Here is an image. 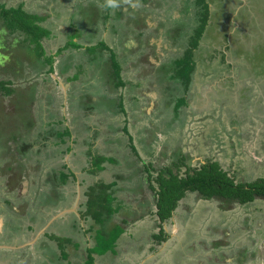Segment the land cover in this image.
I'll use <instances>...</instances> for the list:
<instances>
[{"label": "crops", "instance_id": "obj_1", "mask_svg": "<svg viewBox=\"0 0 264 264\" xmlns=\"http://www.w3.org/2000/svg\"><path fill=\"white\" fill-rule=\"evenodd\" d=\"M206 2L209 3V17L203 30V37L198 39V45L194 51L196 64L191 86L201 80L206 83L207 77L213 69L221 72L223 68L230 67L232 72L234 70V73L231 72L232 74H230L233 79L235 71L240 73V69H244L239 62L243 59L244 53L246 54L244 58L247 60H255L258 56L259 60H255L256 67L262 69L264 73V50L258 53V49L264 46V12L262 13L264 11V0H257L258 4H255L252 0H212L211 2L206 0ZM193 8L198 9L199 14L203 9L202 5L197 4L196 0L193 2L182 0L179 10H175L176 19L179 21L186 20L187 17L189 19ZM108 9L110 10V6H108ZM113 16L119 21H127L122 11L113 14ZM109 17L107 13L103 19L106 21V18ZM164 17L165 15L160 18L159 22L156 21V35L150 33L144 40L138 36V38L130 37L129 42H132L133 46L128 45L124 40L119 43L108 37L106 31L110 26L117 33L124 32L127 34L124 29L119 31L115 23L104 24L100 32L97 29L95 30L96 33L88 30L85 35L81 31V27L76 25L74 21L61 24L63 26L62 30L58 26L48 27L51 34L43 39V45L47 55L54 57V70L50 73L43 72L40 77H36L35 80L38 84L33 79V74L25 76V83H23L20 91L23 96H26L25 87L29 86L31 90L34 86L33 99L25 98V101L31 102L29 107H31V114L37 125L38 122L42 123L39 134H41V137L55 138L53 139V145L57 151L54 154L60 153L64 156V162L49 165L45 172L47 174L46 179L34 190L39 195L42 193L47 194V198H49V194H53L55 196L53 200H57V202L54 203L53 201L51 204L46 202L37 203L36 208L29 205L31 209L26 208V211L36 212L37 216L21 215L20 218L13 217V220L17 219V221H11L6 217L10 218L21 207L9 195L12 190L4 191V194L0 196V264H7L5 254L8 255L13 250L22 251V248L25 249V247H27L28 253L27 251L24 253L27 254L30 263L32 260L34 264H45L50 260V263L53 262L54 264H86L88 250L96 243L94 238L96 227L92 228L95 223L91 217L84 216L85 203L88 199L86 191L90 185L99 181L114 183L112 191L117 199L116 201L122 207L114 214L111 224H122L124 232L116 240L112 250L101 254L93 253L94 262L92 264H144L146 260L149 262L148 264H157L158 262L159 264L179 263L178 257L167 254L169 251L165 250L159 256L152 258L154 253L151 250L155 243L168 244L172 247L175 246L176 237L171 234L167 235L165 224L167 219L162 222V225L156 219L158 215L156 216L155 203H148V199L144 194L133 192L141 181L128 169L127 173L126 168L130 165L132 167L136 166L138 160L135 161L132 155L130 156L132 160L127 159L129 153L123 151V145L126 142L122 136L116 135L120 129L115 125L117 118L129 115L133 109L142 110L141 113H147L149 116L150 113H154L155 118H159V123L172 116L170 111H172V106L175 103L172 98L176 94L164 93L165 89L162 88V81L166 79V82L171 83L168 78L180 81L178 70L173 69L170 65H172L173 59L182 56V52L177 50L180 47L177 46L178 43L173 42L172 36L171 38L165 36L166 31L162 28H160V32L157 30L160 23H163V26L165 25L161 21ZM133 19H136L132 22L136 26L144 25V23L139 24L138 16ZM201 20L200 16L198 23L202 24ZM84 22L83 26H93L96 23L87 24L88 20ZM76 28L81 34L72 38ZM71 39L79 43V47L74 44L70 45ZM101 41L107 45L105 49L108 52L105 49L102 52L89 49ZM178 42L183 44L185 48L191 43L187 37L180 38ZM136 47L139 50L141 47H145L143 49L147 50L149 48L151 52L146 51V57L150 56L149 58L156 60L144 72H138L140 78L147 76L151 79V82L134 81L130 75L129 68L131 67L126 64L123 50L133 51ZM112 54H115L121 67L120 77L123 84L118 87L111 81L112 79L114 81L115 79L119 80L112 77L109 67L112 64ZM49 67L50 65L46 66V71ZM166 68L169 69L166 70ZM29 71L30 69L26 70V74ZM255 72L253 71L252 74H255ZM246 73L247 71L242 70L240 74H244L247 79ZM160 82L162 87L159 86L158 88ZM179 83L181 84V81ZM175 84L177 87L180 85ZM190 90L187 91V98L190 101L189 105H193V95ZM240 115L238 114V116ZM252 116L257 118L256 114H252ZM250 122L253 123L254 120ZM153 123L151 121V128L154 129L156 125L153 126ZM103 125L107 129L101 131L99 126ZM52 127H55L56 130H69L68 134L62 135L65 141L60 137L53 136V134L49 135L48 131ZM125 127L126 125L123 129ZM95 133H98V137L103 142L99 146L106 150L113 147L115 153L108 155L101 151L94 140L90 141L89 138H97V136H94ZM155 134L156 130H151L148 136H154ZM25 135L22 134L21 140H25ZM81 135L86 137L79 141ZM128 141H131V137ZM12 143H15V141L9 142L10 145ZM133 144L131 143L132 147L136 148L134 141ZM98 153L108 157L113 156L116 158V162L106 161L103 163L104 168L95 172L93 171V162L95 155ZM54 154L47 155L46 158L52 160ZM69 154L73 155L71 162H69ZM256 162H264V150L259 154V160ZM63 173L68 174L64 180L61 178ZM105 173L108 177L105 176ZM36 184L31 181L30 189ZM142 185L146 191L145 185L143 183ZM151 193L148 194L152 196ZM74 203H76L75 209L55 217V214L60 210L72 207ZM175 213L176 210L168 219L170 220ZM118 218L121 221H118ZM124 219L127 221L124 222ZM8 224L14 226L15 235L11 234L9 237L6 235ZM111 224L109 228L112 227ZM161 227H163L167 236L165 240H157L154 237L160 232ZM127 234H130L133 238H128ZM61 239L66 240L61 242ZM165 253L173 258L170 262H167L163 257ZM2 255L4 256L2 257ZM244 257L245 254L237 253L229 256L222 255L220 258L226 260V262H235L236 260L242 262ZM124 259H127V261H124Z\"/></svg>", "mask_w": 264, "mask_h": 264}, {"label": "rangeland", "instance_id": "obj_2", "mask_svg": "<svg viewBox=\"0 0 264 264\" xmlns=\"http://www.w3.org/2000/svg\"><path fill=\"white\" fill-rule=\"evenodd\" d=\"M163 1L165 6L162 7L160 5L159 8H156L149 6L155 4V2L144 4L142 0H0L7 7L23 5V8L29 12L47 15L48 18L41 22L46 27L58 26L62 30L63 26L61 24H67L73 19L76 25L81 27L83 35L87 34L88 30L96 33L95 30L97 29L100 32L104 24L115 23L119 31L124 29L127 34L124 32L117 33L110 26L106 31L108 37L119 43L124 40L130 46H133V43L129 42L130 37L138 36L144 40L150 33L156 35V21L159 22L162 16H166V19L164 17L165 21H163L164 24L170 23L171 20L177 18L174 10L177 5H180V0ZM188 1L193 2L195 0ZM209 1L211 2L212 0ZM90 4L95 5L103 16L108 13L110 17L106 18V21L104 19L98 20L93 26H83L85 22L84 18L81 17V11ZM108 6H110V10ZM136 8L139 9L136 10ZM116 10L118 12L122 11L127 21H119V19L115 18L113 14H118V12H115ZM137 15L140 17L139 24L144 23L143 26H136L132 23L136 19H130L132 22H129L128 19L130 17L136 18ZM91 22H94V19H91ZM184 24L186 27L193 25V17L192 20L188 19ZM164 35L171 37L166 32ZM9 37L13 38L14 36L10 35ZM136 42L138 43L137 40ZM143 48L141 47L140 49L144 51L143 53L137 47L133 51L123 50V52H125L124 59L127 66L131 67L129 72L132 79L141 83H148L151 82V79L147 76L140 78L138 72H144L156 60L149 58L150 56L146 57V51L148 53L151 51L149 48L148 50ZM263 48L264 46L258 49V53L263 52ZM105 51L108 52L106 49ZM245 55L244 53L243 59L239 62L244 68L240 69V73L242 70L244 72L247 71V79L244 74H240L237 71H235L236 76L234 75L232 79L230 74L234 73V70L232 72L230 67L223 68L221 72L213 69L209 77H207L206 83L201 80L191 86L190 93L193 95V105L182 108L181 114L184 116V122L173 129L167 130V132L156 130L157 133L154 136H148L151 130H155L160 120L157 117L155 118L154 113H150L149 116L147 113H141L142 110L139 111V109H133L129 115L116 119L115 125L120 129L116 135L122 136L126 142L123 145V151L129 153L127 159L132 160L134 156V160H138L136 166H127L126 172L127 169L133 172L136 175L135 177L145 185L147 193H151L150 183L157 188L156 176L158 169L172 164L176 159L175 153H177L178 149L181 150L182 155H186V160L191 165L209 159L217 161L236 181L250 182L259 177H264V162H256L259 160V154L264 150V73L262 69L260 70V68L256 67L255 60H259L258 56L255 60H247L244 58L246 57ZM0 68L3 69V66L0 65ZM253 71H256L255 74H252ZM3 73L4 71L0 73V79L4 78ZM168 80L171 83L166 82L165 79L163 85L168 84L173 87L176 86L175 83H179L174 78H168ZM17 83L23 85L25 79L23 78L22 81L16 82V85H19ZM159 86L162 87L161 82L158 84V88ZM182 90L183 88H180V91ZM35 112L37 113V110ZM238 114L241 115L238 116ZM252 114H256L257 118H253ZM251 120H254V122L251 123ZM151 121L154 122L153 126L156 125L154 129L151 128ZM124 125H126L127 129H123ZM256 125L257 127H255ZM41 126L42 123L38 122L35 129L36 132ZM52 128L56 130L55 127ZM99 128L101 131L107 129L104 125L99 126ZM94 136H97V138H89L90 141L94 140L97 146L102 145L103 142L98 137V133H95ZM85 137L84 135L79 136V141H82ZM130 137L131 141L129 142ZM53 139L55 138L41 137L39 141L43 144L40 146L35 145L37 143L30 142L28 144L30 146H28V149L30 150L26 154L32 156L29 161L31 167H35L38 161L41 163V166L37 168L39 169L36 172L38 175H35L31 180L37 184L29 190L30 195H35L34 190L40 181L45 178V172L49 165L64 162L62 154H54L57 150L53 145ZM0 141L5 142V137L0 138ZM133 141L136 148L131 145ZM99 148L108 155L115 153L113 147L107 150L101 146ZM51 154H54V158L48 160L46 156ZM69 155V162H71L73 155ZM131 155L132 157H130ZM6 161L7 166L2 169V172L8 171L9 174L11 173L9 184L19 183L22 180L24 191L27 188V177L24 178L23 175L26 169H24L21 162L14 163L13 153L9 154L6 160L0 159V166L6 165ZM149 164L152 169L155 167L150 172V178L147 173ZM34 169L36 170V168ZM26 173L29 176L32 170L31 173L29 170ZM16 175L18 178H16ZM105 176L108 177L106 173ZM5 181L4 178L0 177V196L4 194V190L7 187ZM20 192V189L14 190L9 195L17 203H20L26 199V197L23 199L15 197ZM48 200L49 198L45 199L43 195L40 203ZM19 206L21 207L20 210L15 212L21 217L23 212H27L26 205ZM114 219L116 220V217ZM119 219L117 220L121 221ZM156 219L160 222L159 217ZM13 221H17V219ZM165 224L167 235L171 234L176 237L175 246L171 247L168 244L155 243L151 250L154 253L152 258L159 256L165 250L169 251L167 254L178 257V264H264V198L259 197L246 204H225L217 198L203 200L199 198L197 192H189L186 197L180 200L176 213L170 220L167 219ZM127 235L128 238H133L130 234ZM54 239L56 238L54 237ZM237 253L245 254L242 262L239 260L226 262V260L220 258L222 255L229 256ZM167 254L165 253L163 257L167 262H170L173 258ZM148 263L146 260L144 264Z\"/></svg>", "mask_w": 264, "mask_h": 264}, {"label": "trees", "instance_id": "obj_3", "mask_svg": "<svg viewBox=\"0 0 264 264\" xmlns=\"http://www.w3.org/2000/svg\"><path fill=\"white\" fill-rule=\"evenodd\" d=\"M142 1L146 3L148 0ZM154 2L156 3L158 0H154ZM196 2L203 7L200 13L202 24L200 23L196 29V33L193 35L189 34V26H185V21H182L181 25L178 24L174 30H165L166 33L173 38L168 37L176 44L178 43L177 46L180 48L177 50L182 52V56L173 59L172 65H170L173 69L178 70L181 84L178 83L180 84L178 87L169 85L166 87L163 85L165 89L164 93L171 92L176 94V96L172 98L175 103L172 106V111H170L172 115L171 118L162 120L157 124L155 130H164L167 132V130L182 124L184 122V116L181 114V110L185 106H191L187 98V91L191 88L192 76L195 71L196 62L194 61V51L209 17V3L206 2V0H196ZM90 11L92 12V10ZM88 13L89 9L83 8L81 11L82 18H84V21L88 20V22L90 21L89 23H94L88 19ZM101 17L105 18V15L103 16L102 14ZM47 18V15L32 13L25 10L23 5H19L18 7H7L5 3L0 2V65H2L4 69L0 68V73L4 71V78L0 79V138L5 137L4 143L9 146L10 144L7 143L8 141L21 137L23 133H29L35 124L33 115L31 114V107H29L31 102L25 101V98L30 100L33 99V92H35L34 86H32L33 89L31 88V90L29 86H26L24 91L27 92V95H19L18 98L21 102H17L15 100L16 98H13V95L18 92V89L12 84L20 77L25 78V76L31 75L32 73L35 75H39L43 72L50 73L54 70V57L52 55H47L43 45V39L51 34V30L41 24V22ZM72 21L73 19L70 20V22ZM164 26L161 24L159 28L163 29ZM80 34L81 32L76 28V31L72 34V38L80 36ZM10 35L14 37L10 38ZM186 36L191 43L185 48V46L179 44L178 41L180 37L183 38ZM69 44H74L79 47V43H76L72 39ZM106 47L107 45L105 42L101 41L89 49L102 52ZM111 63L109 67L112 77L119 79H115V81L112 79L111 81L118 87L123 84V81L120 77L121 67L116 60L115 54H112ZM47 65H50V67L46 71ZM29 69V73L26 74V70ZM168 69L169 68H166V70ZM180 88H183V90L180 91ZM5 95L8 100L10 99L8 102H6ZM8 107L10 109H8ZM125 129H127V127H125ZM68 133V129L66 131L60 129L55 130L54 128L50 130V134H53V136L57 138L60 137L64 141L65 139L62 135ZM28 146L29 145L26 143V145L24 144L22 147L27 151L30 147ZM175 154L176 159L172 164L158 169L156 176V181L158 183L157 188L150 183L152 196L144 190L141 182L138 183V186L134 188L133 191L136 194H144L146 199H148V203H155L161 225L164 220L173 215L179 206L180 200L185 197L188 192H197L202 198H217L222 200L225 204H245L259 197L264 198V177H259L250 182H236L217 161L209 159L202 162L198 167H193L189 161L186 160V155L181 154L180 149H178ZM106 161L116 162V158L113 156L108 157L101 153L96 154L93 162V171L98 172L102 170L104 168L103 163ZM150 166V164L147 166L149 178L151 176L150 172L155 169V167L152 169ZM183 167L186 168L181 171ZM67 176L68 174L63 173L61 178L64 180ZM113 185L114 183L99 181L90 185L86 191L88 199L85 203L86 208L84 216L91 217L95 223L92 228L96 227V234L94 236L96 243L88 250L86 264H92L94 262L93 253L101 254L108 250H112L116 240L122 232H124V226L122 224H111L114 214L122 207L121 204L116 201L117 199L112 191ZM42 194L46 199L47 194ZM48 196L49 200L46 203L51 204L55 196L53 194H49ZM56 202L57 200L54 201V203ZM123 221L126 222L127 220L124 219ZM110 224L112 225L111 228H109ZM154 237L157 240H165L167 238L163 227H161L160 232L154 235ZM65 240L61 239V242Z\"/></svg>", "mask_w": 264, "mask_h": 264}, {"label": "flooded vegetation", "instance_id": "obj_4", "mask_svg": "<svg viewBox=\"0 0 264 264\" xmlns=\"http://www.w3.org/2000/svg\"><path fill=\"white\" fill-rule=\"evenodd\" d=\"M181 1L182 0H180V3H181ZM252 1H254V3L255 4H258V2H257V0H252ZM259 1V0H258ZM152 2H154L153 0H148L146 3H144V4H151ZM159 2L161 3V4H159ZM160 6V5H162V7H164L165 5H164V1L163 0H158V2H156L155 4H153V5H149L150 7H156V8H159V7H157V6ZM190 5V4H189ZM168 6H169V4H168ZM168 6H167V8H168ZM92 9H91V8ZM193 7V6H192ZM85 9H89V13L87 14V16H88V19L89 20H91V18L92 19H94V22H98V20H101V19H103V17H101V15H102V12L97 8V7H95V5H92V4H90V5H88L87 7H84ZM178 8H180V5H177L176 6V8H175V10H179ZM139 8H136V10H138ZM90 10H92V12L90 11ZM174 10V11H175ZM115 14V13H114ZM173 15H174V13H173ZM90 16V17H89ZM138 16V15H137ZM136 16V17H137ZM190 18H189V20H192V17H193V21H194V24L193 25H191L190 27H189V34H191V35H193L194 33H196V29L198 28V26L200 25V23H198V20L200 19V14H199V10L198 9H194L193 8V10H192V14L189 16ZM140 17L138 16V19H139ZM130 19H133V17H130L128 20H129V22H132ZM165 19H166V16H165ZM188 20V17H187V19L186 20H178V19H173V20H171L170 21V23H167V24H165L166 25V27H163V29H164V31L165 30H169V31H171V30H174L177 26H178V24L179 25H181V23H182V21H187ZM163 21H165L164 19H163ZM88 24V23H87ZM158 30H161L160 28L158 29ZM181 32H182V30H181ZM187 37V36H186ZM203 37V32H202V34H201V36H200V38L199 39H201ZM181 38V37H180ZM184 38V37H183ZM33 74V73H32ZM42 74H39V75H35V74H33V79L35 80V78L36 77H40ZM23 78L24 77H20L19 79H17V80H15L14 81V83L12 84L14 87H16L17 89H18V94L17 93H15L14 95H13V98L18 102L19 101V95H22V93H21V91L19 90V88L20 87H22V84L21 83H17V84H19V85H16V82H19V81H22L23 80ZM36 81V80H35ZM36 83L38 84V82L36 81ZM263 85H264V83H263ZM36 86H38V85H36ZM165 86L167 87V84H165ZM163 88V87H162ZM6 100H8V98H6ZM5 100V101H6ZM10 100V99H9ZM8 100V101H9ZM15 102V101H14ZM19 102H21V101H19ZM8 109H10L9 107H8ZM8 111V110H7ZM6 112V111H5ZM36 126H37V123H36V121H35V124L33 125V129H31L30 130V132L29 133H26V135L24 136V139L25 140H21V138L20 137H18V138H16L15 140H10V141H15V143L17 144H15V143H12V145H7V144H5L3 141H0V159L1 160H6L7 158H8V155L9 154H11V153H13L14 154V163H19V162H21V164L23 165V167H24V169H26L25 171H24V173H23V175H24V178H26L27 177V188L23 191V187H24V184L22 183V180L19 182V183H14V184H9V179L11 178L10 177V175H11V173L9 174V172L8 171H5V172H2V169L3 168H5L6 166H7V161H6V165H3V166H0V173H1V176L0 177H2V178H4V180H6L5 182L7 183V187H6V189L4 190V191H8V190H12V191H14V190H18V189H20L21 190V192L19 193V195L17 196V194H16V196L15 197H21L22 199L24 198V197H26V199L25 200H22L20 203H19V205H26V208H28V209H31V208H29L30 206H32L33 208H36V205H37V203H40V199L43 197L42 195H39V194H36L35 193V195H30L29 194V190H30V182H31V180L34 178V176L35 175H38L36 172L39 170V169H37V168H39L40 166H41V163H40V161H38L37 163H36V165H35V167H31V164H30V159L32 158V156L31 155H29V154H26L30 149H28L27 151H25L26 149H24L22 146H24V144L26 145V143L27 144H29L30 142L31 143H37V144H35V145H41V144H43L41 141H39V139L41 138V135L39 134V132H40V129L41 128H39V129H37V132H36ZM32 127V126H31ZM48 133H49V135H50V130L48 131ZM23 134H25V133H23ZM31 139H33V140H31ZM10 141H8L7 143H9ZM18 144H20V145H18ZM9 153V154H8ZM23 159V160H22ZM204 162V161H203ZM190 163V162H189ZM202 163V162H201ZM201 163H196V164H192L191 166H193V167H198ZM34 168H36V170L34 169ZM185 168L186 167H183L182 168V170H185ZM29 170V172L31 173V170H32V173L29 175V176H27L28 174L26 173L27 171ZM225 170V169H224ZM226 171V170H225ZM228 173V172H227ZM40 174V173H39ZM229 174V173H228ZM41 175V174H40ZM46 175L47 174H45V178L42 180V181H40V183L39 184H41L42 182H44V180L46 179ZM31 176H32V178H31ZM232 177V176H231ZM16 178H18V176L16 175ZM3 180V179H2ZM36 181V180H35ZM236 181V180H235ZM33 182V181H32ZM36 182H38V181H36ZM236 182H239V181H236ZM9 185V186H8ZM27 196H29L28 198H27ZM199 198H201V199H205V200H208V199H213V198H202L201 196H199ZM220 200V199H219ZM246 204V203H245ZM30 205V206H29ZM5 212V211H4ZM27 213V214H26ZM14 215V216H13ZM13 215H11V217L10 218H8V217H6L7 219H9V220H11V221H13V217H19L17 214H13ZM23 215H25V216H27V215H31V216H37V213L35 212V213H30V212H25V213H23ZM6 216V215H5ZM20 218V217H19ZM7 231H6V235H8V237L12 234V235H15V233L16 232H14V226H11V225H7ZM7 237V238H8ZM16 242H17V240H16ZM4 245V244H3ZM7 245V244H6ZM29 248H30V246H28ZM13 250V249H12ZM21 250V249H20ZM18 250H13V252L12 253H10V252H8V253H10V254H8V255H6L5 254V256L4 255H2V257L4 256L5 257V259H6V262H7V264H34L33 262H32V260H31V263H30V259L28 258V256H26L27 254L26 253H24V252H26L27 251V253H28V249H27V247H25V249L24 248H22V251H18ZM1 257V258H2ZM124 261H127V259H124ZM45 264H54L53 262L52 263H50V260L49 261H47Z\"/></svg>", "mask_w": 264, "mask_h": 264}, {"label": "water", "instance_id": "obj_5", "mask_svg": "<svg viewBox=\"0 0 264 264\" xmlns=\"http://www.w3.org/2000/svg\"><path fill=\"white\" fill-rule=\"evenodd\" d=\"M26 183H27V182H26ZM75 205H76V203H74V205H73L72 207H66V208H63V209L60 210L57 214H55V215H56L55 217H57L58 215H63V214H65L66 212L70 211L71 209H75ZM8 246H10V245H8Z\"/></svg>", "mask_w": 264, "mask_h": 264}]
</instances>
